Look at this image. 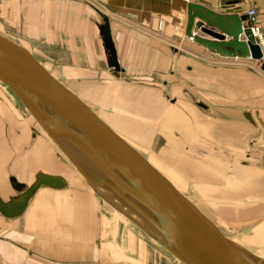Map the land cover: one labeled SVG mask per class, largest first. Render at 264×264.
I'll return each instance as SVG.
<instances>
[{
    "label": "crops",
    "instance_id": "crops-1",
    "mask_svg": "<svg viewBox=\"0 0 264 264\" xmlns=\"http://www.w3.org/2000/svg\"><path fill=\"white\" fill-rule=\"evenodd\" d=\"M190 1L225 11L221 0H95L96 13L87 11L88 0H0V12L12 17L7 21L21 29L24 40L48 41L44 47L20 42L32 54L34 47L56 66L103 79L95 93L112 100L117 115L97 114L117 133L143 144L181 185L188 184L186 177L207 185L212 195L200 193L198 183L188 184L199 193L195 201L223 202L222 209L212 206L207 215L233 237L251 239L249 247L264 248L258 234L264 224V151L245 155L253 127L264 126V74L242 61L250 58L218 54L189 39ZM237 5L242 14L256 8L264 32V0ZM104 24L111 45L102 37ZM65 85L82 100L94 94L81 84L79 89ZM15 106L0 107L1 198L21 199L39 175L61 176L64 184L42 185L21 215L0 212V264H133L106 249L100 199L70 175L69 159L50 135ZM156 136L159 153L149 148ZM251 143L264 147V133ZM234 167L244 174L235 175ZM113 211L119 218L121 213Z\"/></svg>",
    "mask_w": 264,
    "mask_h": 264
},
{
    "label": "water",
    "instance_id": "water-1",
    "mask_svg": "<svg viewBox=\"0 0 264 264\" xmlns=\"http://www.w3.org/2000/svg\"><path fill=\"white\" fill-rule=\"evenodd\" d=\"M238 2L221 0L223 12L188 2L186 36L218 54L257 59L264 69L259 47L242 37L245 17ZM101 33L110 44L107 24L102 25ZM245 33L250 35V30ZM111 53L116 60L113 46ZM0 81L8 85L99 195L184 264H264V258L231 240L190 196L34 54L1 32ZM63 184L61 176L39 175L21 199L6 202L0 196V212L7 217L21 215L42 185L59 188Z\"/></svg>",
    "mask_w": 264,
    "mask_h": 264
},
{
    "label": "rangeland",
    "instance_id": "rangeland-1",
    "mask_svg": "<svg viewBox=\"0 0 264 264\" xmlns=\"http://www.w3.org/2000/svg\"><path fill=\"white\" fill-rule=\"evenodd\" d=\"M88 1H90L89 3H91L92 6L95 7L96 9H94V8L91 9V7H92V6H90L91 4L89 5L87 3V8H89V9H87V11L89 13H91V12L96 13L97 12L96 11L97 7L94 4L95 0H88ZM19 4H20V1H19ZM3 8H6V7H3ZM11 18H12L11 16L9 18V17L6 16V14H2L0 12V32L1 33L7 35L8 37L12 38L13 40H15V41H17L19 43L23 42V43H25L27 45L31 43L32 45H35V46H39L40 45V46L44 47V45L48 42L45 39H38V40L31 41V40H29L27 38L30 43L27 40H24V38L21 37L22 36L21 35L22 32L20 33L21 29H19L18 26L16 24H14L13 22L7 21V20H9ZM32 50H33L34 54L36 55V57L38 59H40L43 62L47 63L48 66L50 67V69H53V70L57 71L58 78L62 82H64L65 84L74 85V86H76V88L83 86L85 88L94 90V94H92V95L86 94L87 97L83 96L84 97V101L86 103H88L92 107V109H94V111H96L98 113L108 114V115L111 114L112 116L115 115V117H116L117 112L115 110V103L112 102V100L111 101L103 100L100 97L101 93L98 94L99 97L95 93L96 87L100 86V83L103 82V79L98 78V79H96L94 81V79L91 78V80H90L87 76H85V73H83L82 70L75 69V68L72 69V68H68V67H65V66H56V65L52 64L51 62H48L49 60H48V58L46 56L38 55L34 51V50H36V48L32 47ZM242 61L244 63H246L247 65H250L252 67L254 66V68H256L259 72L264 74V69H262V67H260V65L257 62L253 63L250 60H242ZM120 80H121V82L125 81L126 83L127 82L129 83V81H126L125 79H120ZM78 84L79 85L81 84L82 86L81 85L78 86ZM188 89L192 90V87L189 86ZM185 94H186V96L189 95L187 93H185ZM3 95L6 97L7 102L3 101V99L1 98ZM12 95H14V97ZM12 101H13V103H12ZM6 103L7 104L10 103L11 105L13 104V106L16 105L15 107L21 108L24 112L29 113V116L31 118L33 117L35 119V117L23 105V103L14 94V92L9 87L5 90L1 86V83H0V107L1 108L4 107L6 105ZM249 108H254V106L253 105L249 106ZM35 121H37V120L35 119ZM37 123L41 126V124L38 121H37ZM253 128L254 129L252 130L250 135H248V137H247L248 138V143H247V146L245 147L246 148L245 149V155L246 156L249 153H252V152H255V151H259V152L264 151V147H261L260 144L251 143V142H255L256 139H259V140L262 139L263 133H264V126L259 123L258 127L254 126ZM122 133H123V131H122ZM126 133L127 132H125L123 134L126 136ZM129 140H131L133 142V145L137 146L138 149L145 156L151 158V160L156 164L157 168H159V170L164 175H166V177H168L178 189L180 188L181 190H183L185 192V194L190 196L192 199H193V197H195L199 193H197L198 192L197 190H194L193 193H192L191 192L192 186L188 189V184L189 183H193V184L198 183V184H200L197 187H198L200 193H202L204 196L212 195V192L210 191L209 187L207 185H202V183L198 182L196 180V178H194V177H186V179H188V182H187L188 184L187 185H183V184L181 185V183H178V181H177V176L175 175V172L173 170L169 169L163 162H161V160L158 157H156L153 154L149 155V152L144 151L143 144L139 143L137 145V143H135V141H133L132 139H129ZM152 142H153L152 147L148 145L149 148H150V151H156L157 153H159L160 152L159 148H160V145H161L159 136H156L155 140L152 141ZM66 159L68 160L67 157H66ZM70 165H71V168H72V169H70L71 170L70 171V175H72V177L76 181L80 182V184L84 187L85 191L91 193L92 195L96 194L98 196V198L100 199L99 200L101 202V206L100 207H101L102 215H103V224H102L103 229L102 230L105 233H107L106 237L104 238V241L107 242V246L111 245L112 248L114 247L113 248V252L115 254L110 252V254L113 257H116V259H118V258L120 259V258H122L124 256L123 254H125L124 257H127L128 260L131 261L133 264H180L179 262H177V259L175 258V256L170 251H168L159 241H157L155 238H153L148 233H146L133 220H131V219H129L127 217L129 220H131L135 224L132 223V224H129V226H126L124 224L123 220H120L119 218L115 219V216L113 215L114 211H113L112 207H114V208H116V207L112 203L107 201L105 198H103L101 195H99L93 189V187L91 186L89 181L86 180V178L83 176V174L78 169H76V167L71 162H70ZM239 170L240 169H238V174L239 175H243L244 173L241 172V170L240 171ZM193 200H195V199H193ZM214 202H219V203H214ZM195 203L206 215L210 212L209 209L212 208V206H214V207L218 206L219 209L220 208L222 209V206H223L222 205L223 204L222 201H215V200L207 199V198H205V199H196ZM209 203H210V205H209ZM211 217L213 218L212 215L210 216V218ZM106 219L109 220V222H110V226H108L107 229H106V227H104V224L107 223ZM109 222H108V224H109ZM116 224H118V226ZM221 226H222V229H223V225L222 224H221ZM114 230H116V231H114ZM239 231H240V234H243L242 230H239ZM223 232L230 238H236L237 237V236L233 237L234 233H231L230 231H226V232L223 231ZM258 234L264 237V224L258 230ZM240 239H241L240 241H244V243L247 244L248 246H249V243H251V239H248V238H240ZM154 240H156V241H154ZM237 243L239 245L240 242L237 241ZM248 249H250V250L252 249V253H254V252L258 253V250L262 251L264 253V248H260V247L259 248H256V247L251 248V247H248ZM262 252H260V253H262ZM182 264H184V263H182Z\"/></svg>",
    "mask_w": 264,
    "mask_h": 264
},
{
    "label": "built area",
    "instance_id": "built-area-1",
    "mask_svg": "<svg viewBox=\"0 0 264 264\" xmlns=\"http://www.w3.org/2000/svg\"><path fill=\"white\" fill-rule=\"evenodd\" d=\"M245 19L243 21L244 25V33L242 37L246 39L248 42H252L257 45L261 51V60L264 62V32L258 23V12L254 7H250L246 10L245 14H243ZM250 30V35H246L245 30ZM192 40V38H190ZM253 63L257 62V59L250 58ZM261 67V65H260Z\"/></svg>",
    "mask_w": 264,
    "mask_h": 264
},
{
    "label": "bare ground",
    "instance_id": "bare-ground-1",
    "mask_svg": "<svg viewBox=\"0 0 264 264\" xmlns=\"http://www.w3.org/2000/svg\"><path fill=\"white\" fill-rule=\"evenodd\" d=\"M190 39V38H189ZM194 41V40H193ZM22 45V44H21ZM22 46H24V45H22ZM25 47V46H24ZM28 49V48H27ZM29 50V49H28ZM30 51V50H29ZM31 52V51H30ZM256 65V64H255ZM254 67V66H253ZM263 71V70H262ZM55 76V75H54ZM0 83H2V85H3V87L5 88V89H7L8 88V85H6L5 83H3L2 81H0ZM68 87V86H67ZM69 88V87H68ZM70 89V88H69ZM71 90V89H70ZM13 97H14V95H12ZM13 102V101H12ZM23 107V106H22ZM105 116V115H104ZM103 117V116H102ZM108 119V118H107ZM34 120V119H33ZM34 125V124H33ZM123 136V135H122ZM123 138L125 139V140H127L130 144H132V146H134L136 149H138V147L137 146H135V145H133V143L131 142V141H129L128 139H126L124 136H123ZM139 150V149H138ZM140 151V150H139ZM54 157V156H53ZM147 157V156H146ZM148 158V160L157 168V166H156V164L151 160V158H149V157H147ZM162 162V161H161ZM55 163V162H54ZM62 165V164H61ZM46 167V166H45ZM61 167V166H60ZM166 168V167H165ZM158 170H159V168H157ZM231 169V168H230ZM24 171H26V170H24ZM160 171V170H159ZM161 172V171H160ZM234 174L235 175H239L238 174V168H236V167H234ZM23 174H25V173H23ZM33 176V175H32ZM166 176V175H165ZM240 176V175H239ZM3 178V177H2ZM26 178V177H25ZM4 182V181H3ZM233 182V181H232ZM236 182H239V181H236ZM242 182V181H241ZM6 186V185H5ZM44 186V185H43ZM179 190L181 191V189L179 188ZM183 191V190H182ZM195 201V200H194ZM112 208H114V207H112ZM116 211H118L116 208H114ZM119 213H121L120 211H118ZM118 216H119V218L121 219V220H123V222H125L128 226H129V224H132L133 222L131 221V220H129L124 214H122L121 213V215H119V214H117ZM133 224H135V223H133ZM108 223H106V224H104V227H106V229L108 228ZM131 228V227H130ZM231 240H233L237 245H238V243H237V241L238 242H240L239 243V245L238 246H241V247H243V248H246V249H248V245L247 244H245L244 243V241H240L241 239L239 238V237H236V238H230ZM154 241H156V240H154ZM114 248V247H113ZM113 248L111 247V245H108V246H106V249L107 250H109V252H112V253H114L113 252ZM249 251H251L252 252V249L250 250V249H248ZM116 251V250H115ZM123 251V250H122ZM121 251V252H122ZM260 252H262V251H259L258 250V253H256V252H254L255 254H257L258 256H260V257H262V258H264V253L262 252V253H260ZM123 253V252H122ZM121 253V254H122ZM115 254V253H114ZM124 256H125V254H123ZM122 257V258H118L119 260H127L128 258L127 257ZM127 256V255H126ZM129 257V256H128ZM116 258V257H115ZM176 259H177V262H179V263H181L182 261H180L177 257H175ZM183 263V262H182ZM181 263V264H182Z\"/></svg>",
    "mask_w": 264,
    "mask_h": 264
}]
</instances>
